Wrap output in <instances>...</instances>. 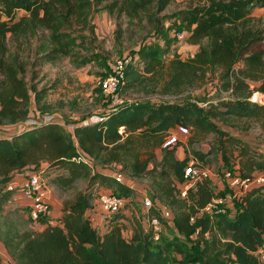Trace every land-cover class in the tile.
<instances>
[{"label":"trees","instance_id":"obj_1","mask_svg":"<svg viewBox=\"0 0 264 264\" xmlns=\"http://www.w3.org/2000/svg\"><path fill=\"white\" fill-rule=\"evenodd\" d=\"M176 3L0 0V125L25 122L33 103L44 111L50 108L41 104L46 89L26 79L27 63L10 54V42L23 50L25 39L47 31L48 44L39 49L44 52L42 59L53 61L82 46L83 41L77 40H85V32L92 29L90 12L100 9L147 20L165 41L164 46L144 43L134 53L137 59L132 58L125 68L121 95L130 92L144 99L111 109V99L100 86L109 110L95 115L106 119L77 125L73 132L40 122L9 137L0 136V214L14 195L5 187L23 170L38 171L44 164L58 168L62 172L51 182L64 190L87 182L86 188L63 200L57 220L41 217L40 229L11 220L4 223L0 238L19 264H261L257 252L264 237V187L231 198L230 204L221 205L224 212L210 213L202 211L226 195L216 190L210 177L196 180L185 197L179 186L188 181L185 170L191 160L201 168L222 162L220 171L237 167L242 177L264 171V153L221 126L238 127L239 120L264 121V103L251 101L254 93L264 95V15L253 14L256 8H264V0H196L175 12V27L186 34V41L199 45L187 58L178 49L171 50L170 27L163 28L160 22L159 14ZM210 85L229 97L208 106L198 96L181 102L147 99L180 97ZM179 126L190 129L183 158L177 156L181 143L162 148L168 134ZM205 141H209L207 150L195 148ZM114 166L130 179L150 182L154 203L161 202L172 211L179 235L170 238L163 232L156 241L144 231L143 207H131L135 188L117 181L111 174ZM106 189L129 201L111 218L103 214L107 230L100 232L89 212L98 207L97 196ZM151 212L158 214L156 207ZM130 221L131 237L125 234ZM0 264H5L1 253Z\"/></svg>","mask_w":264,"mask_h":264},{"label":"rangeland","instance_id":"obj_2","mask_svg":"<svg viewBox=\"0 0 264 264\" xmlns=\"http://www.w3.org/2000/svg\"><path fill=\"white\" fill-rule=\"evenodd\" d=\"M193 2L195 3L196 0H177L175 5L170 6L165 12L159 14V17L162 18L160 22L163 28L170 27L169 38L174 41L171 50L180 49L186 45V38L183 41H179L177 38L176 34L182 31L175 27L177 23H175V18L172 16L175 12L187 8ZM90 20L92 29L85 32V40H77L78 42L83 41V44L81 43L82 46L76 47L69 55L56 57L53 61L42 59L41 56L44 52L39 49L40 45L48 44L47 31H41L37 37L25 39L27 45L23 50H18L17 45L13 42L9 43L10 54H17L19 61L27 63L26 79L30 83H35L39 89H46V94L41 104L42 106L48 105L50 108L44 111L36 103H33L32 114L56 113L61 115L68 124H79L95 114L107 112L109 107L99 82L113 72V68L119 60L125 58L137 59V54L134 53L144 43L157 42L164 46V39L158 34V31L153 26L154 24H149L147 20H143V22L137 19L131 20L125 15L111 14L105 9H100L99 11L91 10ZM172 53L173 51H171ZM171 54L167 55L166 58H169ZM191 54L186 51L183 56L182 53L180 55L183 58H187ZM122 96L127 101L145 98L130 92ZM191 96H198L204 106H208L211 102H217L218 99L229 97L228 94L219 93L216 88L210 85L202 90L180 97L152 96L147 99L154 102L162 100L181 102ZM251 101L264 103V95L254 93ZM237 124L238 127H230L224 124L221 126L231 134L248 141L256 150L264 153V121L239 120ZM21 126L22 124L2 125L0 126V135H11L14 130L21 129ZM242 127L245 129H242ZM189 136L177 148V156L179 158L187 155ZM207 142L209 141L198 143L195 148L207 150L209 148ZM220 164H214L210 168L213 172L210 178L213 180L212 183L218 192L226 191V195H230L232 193L231 189L226 186V182L221 183L220 181ZM42 168L44 169V179L49 187L53 202L49 218L57 220L61 214L63 200L72 198L77 189L86 188L87 182L81 181L75 188L64 190L51 182V179L62 171L47 164H44ZM118 168L120 167L114 166L112 170L119 172ZM30 172V170L26 169L19 174L27 176ZM133 186L136 192L133 197L132 210L134 207L137 209L142 206V201L146 199H151L156 203L154 191L149 181L135 180ZM230 212H233V210L229 211V215H232ZM128 215L132 216L131 210ZM9 220L14 221L21 227L29 226L40 229L42 226L41 223L36 224L31 220L27 203L19 195H13L12 200L6 204L3 213L0 214V228ZM165 226V235L173 238V236L178 234L174 220H167ZM98 230L102 232L103 228L98 225ZM125 234L129 237L133 234L131 221L126 225ZM179 255L175 254V258H180Z\"/></svg>","mask_w":264,"mask_h":264},{"label":"built area","instance_id":"obj_3","mask_svg":"<svg viewBox=\"0 0 264 264\" xmlns=\"http://www.w3.org/2000/svg\"><path fill=\"white\" fill-rule=\"evenodd\" d=\"M176 35L179 41H183L186 38L184 32H179ZM131 59L132 58H125L119 60L114 66L113 72L99 82L103 92L111 99V109H116L123 104L132 102L127 101L126 98L121 95V87L125 82V68L130 63ZM106 118L107 117L94 115L79 124H68L61 115L56 113H46L43 115L36 113L34 115L31 112L30 117L20 124H22L21 129H25L40 122L55 123L63 126L70 132H73L77 125H88L102 121ZM189 134L190 129L188 127L179 126L168 134L162 148H173L176 145L185 142V139ZM87 161L89 162L90 159L88 158ZM185 173L188 181L179 186L183 197L186 196L189 186L194 184L196 180L210 177V175L213 174L210 168L196 166L194 160L190 161ZM111 174L117 179V181L126 183L134 188L133 184L135 183V179L128 178L123 172H112ZM220 181L221 183L226 182V186L231 189L232 193L225 197L215 198L212 203L203 209L202 212L211 213L214 210L224 212L226 209L221 205L229 199L241 196L253 187H264V171H257L252 177H242L237 167L233 170L223 168L220 173ZM223 184L225 185V183ZM5 191L13 192L14 195H19L25 200L27 207L29 208L30 218L34 223H37L41 217L50 215L53 202L49 187L44 179V169L32 171L27 176L20 179L14 178L7 184ZM128 201V198L107 190L99 192L96 199V203L102 210L105 218H111L114 214L119 213L125 208ZM142 207L143 212L140 214V220L143 224L144 231L146 233H151L154 240H160L166 228L165 222L167 220H173L172 211L161 202L155 204L151 199L142 201ZM153 207L157 208L158 214H152L151 211ZM90 218L92 219L91 216ZM257 253L261 264H264V237ZM1 254L5 264H19L8 254Z\"/></svg>","mask_w":264,"mask_h":264},{"label":"crops","instance_id":"obj_4","mask_svg":"<svg viewBox=\"0 0 264 264\" xmlns=\"http://www.w3.org/2000/svg\"><path fill=\"white\" fill-rule=\"evenodd\" d=\"M253 14L255 16H262V15H264V8H256L253 11ZM198 48H199V45L190 44L188 41H186V45L183 46V47H181L180 49H178V53H180V54L182 53V56H183V53L187 51V52L192 53L191 56H193L195 54V52L198 50ZM0 126H2V125H0ZM12 133H11V135H12ZM11 135H8V136L7 135H0V136L9 137ZM177 153H178V151H177ZM180 158H182V157H180ZM105 171L109 173V170H105ZM23 177H24V175H20V174H16V176H15V178H19V179L20 178H23ZM227 202L230 204L229 201H227ZM89 214L92 216V219L95 221V223L99 224L100 227L103 228V231L102 232H105L107 230V224H105L106 222L104 221V216H103L102 210L100 208L96 207L94 210H92L91 212H89ZM0 253L8 254V252L6 250V246L2 242L1 238H0Z\"/></svg>","mask_w":264,"mask_h":264}]
</instances>
